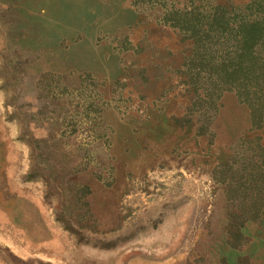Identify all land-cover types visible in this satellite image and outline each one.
<instances>
[{"label": "rangeland", "instance_id": "1", "mask_svg": "<svg viewBox=\"0 0 264 264\" xmlns=\"http://www.w3.org/2000/svg\"><path fill=\"white\" fill-rule=\"evenodd\" d=\"M254 3L0 0V264H264Z\"/></svg>", "mask_w": 264, "mask_h": 264}, {"label": "trees", "instance_id": "2", "mask_svg": "<svg viewBox=\"0 0 264 264\" xmlns=\"http://www.w3.org/2000/svg\"><path fill=\"white\" fill-rule=\"evenodd\" d=\"M258 11L254 17L247 21L242 20L232 25V31H235L233 39V52L229 61L223 70L224 78H227L231 84L230 90L236 91L238 95L247 94L248 87L257 85L255 80L264 77V58H258L260 46L264 47V0H255ZM213 25L221 28L228 27L223 19L214 16ZM224 26V27H221ZM212 31L208 28L206 34Z\"/></svg>", "mask_w": 264, "mask_h": 264}]
</instances>
